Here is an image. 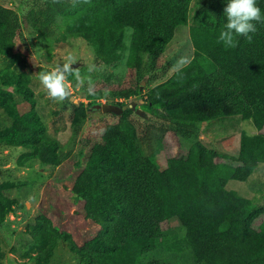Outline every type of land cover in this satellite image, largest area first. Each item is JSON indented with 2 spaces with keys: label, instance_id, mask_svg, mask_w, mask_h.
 <instances>
[{
  "label": "trees",
  "instance_id": "obj_1",
  "mask_svg": "<svg viewBox=\"0 0 264 264\" xmlns=\"http://www.w3.org/2000/svg\"><path fill=\"white\" fill-rule=\"evenodd\" d=\"M228 0H91L72 7L68 0H24L27 14L20 21L12 8L0 3V54L6 69L0 76V109L10 124H0V145L16 135L12 129L19 105L34 108L31 75L18 71L16 37L22 26L58 41L83 38L100 63L115 65L127 52L130 80L113 96L141 95V82L160 68L159 61L180 25H189L194 48L191 63L151 91L149 115L177 140L167 166L178 204L167 207L156 183L160 172L141 142L132 109L107 123L100 133L81 137L75 167L80 191L95 193L108 211L105 219L87 212L100 233L74 246L86 264H264V204L258 206L235 190L229 180L246 181L264 164V23H257L251 42L237 37L236 48L218 42ZM264 14V0H258ZM131 30V33L128 31ZM129 40V45L127 44ZM101 98V93L90 99ZM92 102L76 106L72 137L86 121ZM34 110V109H33ZM230 116L252 119L258 133L242 134L236 156L208 148L200 139L206 122ZM180 138L191 142L183 143ZM21 164L39 159L61 164L63 147L44 126L27 140ZM175 146V147H174ZM172 148V149H173ZM0 182V226L16 200ZM264 200V196H263ZM176 218L179 228L164 229ZM35 244L23 254L34 264H47L59 235L50 225L37 223ZM33 227V226H32ZM1 250V247H0ZM154 253L165 254L153 259ZM26 261V262H28Z\"/></svg>",
  "mask_w": 264,
  "mask_h": 264
},
{
  "label": "rangeland",
  "instance_id": "obj_2",
  "mask_svg": "<svg viewBox=\"0 0 264 264\" xmlns=\"http://www.w3.org/2000/svg\"><path fill=\"white\" fill-rule=\"evenodd\" d=\"M0 3L14 9L20 21L27 14L24 0H0ZM55 31L56 33L48 38L41 36L31 27L22 26L16 37L15 49L20 59L17 69L27 71L31 75L30 85L36 104L34 110L29 104L19 105V114L12 127L16 135L20 132L28 135L11 139L7 145H0V182L9 189V196L16 200L0 226V264H34L24 258L23 254L36 243L34 233L37 230H34V225L38 222L50 225L59 235L64 233L58 238L47 264H86L73 252V247L83 245L85 240L101 231L100 226L87 218V212L105 219L108 211L90 189L80 191L77 187L76 181L81 169L75 167L74 160L81 137L100 133L107 123L118 122L119 115L93 111L92 107H89L85 123L80 127L76 138L72 137V117L76 106L82 102L131 106L130 119L136 125L142 146L160 169L156 183L162 199L167 207L178 204L167 166L168 152L175 150L172 144H177L178 140L150 117L149 107L151 105L154 108L156 100L149 103L146 101L150 99L153 89L170 80L176 72L174 65L180 57L189 56L192 59L194 48L189 25L176 28L174 38L160 56V68L141 82V95L128 99L113 96L119 88L126 87L130 80L127 52L119 63L106 65L97 60L93 46L85 39L71 37L59 42L60 32L58 29ZM128 33H131V30ZM129 43L127 40L128 45ZM68 55L75 58L73 67L79 68L81 76L85 78V84L79 86L75 77L69 76V88L75 103H72V98L63 103L54 102L40 84L38 74L41 71H50L58 64L62 65ZM92 64H95L98 70L89 73L88 67ZM6 67L5 58L0 54V76ZM89 77L95 85V94L101 93V98L90 99L92 95L87 92ZM10 122L5 119V113L0 109V124L7 125ZM41 126H44L50 137L59 140L63 147L60 165L42 163L39 159H31L21 164L27 154L25 147L20 144V139L27 140L28 136ZM258 132L252 119L230 116L206 122L200 132V139L208 148L236 156L240 149L241 135H254ZM180 140L186 145L191 144L184 138ZM226 186L228 190H235L262 206L264 164H260L248 180H229ZM173 228H179L176 218L164 222L165 230ZM164 255L166 253H154L152 258ZM189 263L194 264L192 259H189Z\"/></svg>",
  "mask_w": 264,
  "mask_h": 264
},
{
  "label": "clouds",
  "instance_id": "obj_3",
  "mask_svg": "<svg viewBox=\"0 0 264 264\" xmlns=\"http://www.w3.org/2000/svg\"><path fill=\"white\" fill-rule=\"evenodd\" d=\"M62 2L63 0H52L53 4ZM68 2L72 7H76L81 3L90 4L91 0H68ZM223 13L226 23L219 34L218 42L223 43L225 48H236L239 43L237 37H244L251 42L252 35L250 34L257 31L256 24L264 23V14L258 6V0H228ZM75 63V58L68 55L62 65L58 64L50 71L39 72V82L46 90L47 96L54 102L63 103L72 98L68 82L69 76H74L79 86L85 84V78L81 76L79 68L73 67ZM190 63L191 58L189 56H182L177 60L174 69L179 72ZM96 70L98 69L95 64L89 65V73ZM87 85L88 94L95 95L96 88L90 77L87 78ZM72 103H75L74 98H72Z\"/></svg>",
  "mask_w": 264,
  "mask_h": 264
},
{
  "label": "water",
  "instance_id": "obj_4",
  "mask_svg": "<svg viewBox=\"0 0 264 264\" xmlns=\"http://www.w3.org/2000/svg\"><path fill=\"white\" fill-rule=\"evenodd\" d=\"M131 108L130 105L127 106H119L112 104H95L92 107L93 111H102L104 113H112L116 115H121L124 110Z\"/></svg>",
  "mask_w": 264,
  "mask_h": 264
}]
</instances>
